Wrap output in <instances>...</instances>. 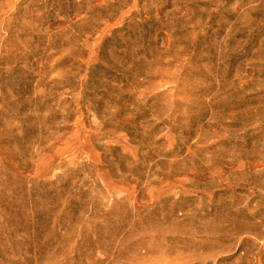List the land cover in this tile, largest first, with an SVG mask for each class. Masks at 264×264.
Here are the masks:
<instances>
[{
  "label": "rangeland",
  "instance_id": "374dc122",
  "mask_svg": "<svg viewBox=\"0 0 264 264\" xmlns=\"http://www.w3.org/2000/svg\"><path fill=\"white\" fill-rule=\"evenodd\" d=\"M187 250L264 264V0H0V264Z\"/></svg>",
  "mask_w": 264,
  "mask_h": 264
},
{
  "label": "bare ground",
  "instance_id": "6f19581e",
  "mask_svg": "<svg viewBox=\"0 0 264 264\" xmlns=\"http://www.w3.org/2000/svg\"><path fill=\"white\" fill-rule=\"evenodd\" d=\"M191 19H192V17H189L187 20H191ZM178 32L182 33L183 31L181 30V31H178ZM178 32H177V33H178ZM175 33H176V32H172V33H170V34L168 35V37H167V43H166V50L164 51L165 53H171V47L175 44V42H178V41L180 40V37H176V36H174ZM177 33H176V34H177ZM184 42H187V41H184ZM191 46H193V50H195V49H196V46H197L196 42L193 41V43L191 44ZM185 47H186V48H185ZM187 47H188V46H184L183 48H185V50H186ZM183 48H182V49H183ZM185 50H184V51H185ZM166 65H167V67H171V65H172L171 60H168V61L166 62ZM167 69H170V68H166V70H167ZM182 71H183L182 68H179V66H178V67L175 66V71L172 72L171 75H167L166 77L171 78L173 75H178V74L180 75V74L182 73ZM157 72H158V73H161L160 70H158ZM160 76L163 77L162 74H161ZM174 83H175L174 85H176V84H177V81L174 82ZM241 165H243V164H241ZM239 241H241V246H243V244L247 242V239L241 238V239H239ZM187 251L189 252L188 255L194 254V255H198V256H201V255L204 254V252H207V254H208L207 256H209L208 258H214V259H213L214 264H221V263H220V262H221L220 260H221V259L223 260L222 257L216 256L217 253H215V252H213V251H211V250H206V251H203V250H202V251H199V252H195V251H197V250H187ZM193 251H194V252H193ZM215 256H216V257H215Z\"/></svg>",
  "mask_w": 264,
  "mask_h": 264
}]
</instances>
